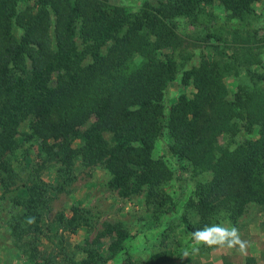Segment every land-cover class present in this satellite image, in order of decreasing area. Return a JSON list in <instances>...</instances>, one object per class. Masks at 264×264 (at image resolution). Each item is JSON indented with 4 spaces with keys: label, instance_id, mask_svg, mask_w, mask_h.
Listing matches in <instances>:
<instances>
[{
    "label": "trees",
    "instance_id": "16d2710c",
    "mask_svg": "<svg viewBox=\"0 0 264 264\" xmlns=\"http://www.w3.org/2000/svg\"><path fill=\"white\" fill-rule=\"evenodd\" d=\"M253 2L144 0L133 12L112 0H0L3 186L14 183L10 157L22 143H36L40 157L13 197L18 212L9 223L30 264H61L39 257L48 195L37 168L51 162L59 165V190L77 162L100 165L118 197L142 195L154 230L191 186L179 217L190 239L206 224L236 223L249 204L264 206V74L255 69L263 64L264 26ZM213 7L225 13L220 28L230 39L219 35ZM179 73L183 92L165 103ZM159 141L165 158L177 160L176 176L154 156ZM68 214L57 222L73 234L81 215L77 206ZM128 238L124 223H105L84 259L62 264H102L104 241L114 258Z\"/></svg>",
    "mask_w": 264,
    "mask_h": 264
},
{
    "label": "rangeland",
    "instance_id": "374dc122",
    "mask_svg": "<svg viewBox=\"0 0 264 264\" xmlns=\"http://www.w3.org/2000/svg\"><path fill=\"white\" fill-rule=\"evenodd\" d=\"M143 1L112 0L114 4L126 6L133 12ZM252 7L258 15V26H264V0H254ZM211 12L217 15L214 21L220 29L218 32L223 31L219 35L230 39L228 32L220 28L221 23L227 21L225 13L220 7L211 8ZM16 33L20 34V32ZM261 33L263 32L259 35ZM261 51L263 64L255 69L264 74V49ZM198 60V57L191 60L185 69L196 65ZM180 75L181 73L177 74L176 83L166 91L165 103L172 102L183 92L179 84ZM226 83L229 93L232 94L235 91L234 80L230 77L226 78ZM193 92L192 88L186 90L189 97ZM27 130V124L24 122L19 128V133L22 134ZM166 136H163V139L169 142ZM154 156L165 160L176 176L174 164L177 160L165 158L162 141L156 143ZM10 162L15 176L11 180L14 183L8 189L1 183L4 175L0 173V264H30L17 249L10 233L9 223L11 217L18 212L13 206V197L18 194L22 185L27 184L30 172L40 163L37 144L22 143L10 157ZM58 168L59 165L53 162L37 168L42 181L47 185L48 195L47 210L44 215L45 231L40 244V260H48L55 256L61 264L67 258L79 262L85 257L84 249L103 229L105 223L122 222L129 234L124 251L110 258L109 253L105 251L109 240L104 241L105 245L101 250L102 264H123L127 259L132 264H264V206L249 204L236 223L230 224L226 221L220 223L225 227L236 226L239 229L241 238L249 242L244 253L235 249L212 250L201 247L199 253L184 257L185 250L191 251V239L190 235L184 232L179 217L185 212L184 204L191 195V186L179 204L177 213L166 217L160 228L154 230L151 228L153 218L146 210L142 195H134L128 199L118 197L114 191L107 188L108 175L100 165L83 166L77 162L70 179L60 190L62 181L57 177ZM176 189V185L169 189L173 197L176 195ZM72 206H77L81 215L79 219L81 225L73 234L57 222L58 216L63 212L68 214ZM69 218H71L70 213L67 215V219ZM87 223L93 229L87 230ZM157 254H161L162 257L155 263L151 262L150 256Z\"/></svg>",
    "mask_w": 264,
    "mask_h": 264
},
{
    "label": "clouds",
    "instance_id": "9594fccd",
    "mask_svg": "<svg viewBox=\"0 0 264 264\" xmlns=\"http://www.w3.org/2000/svg\"><path fill=\"white\" fill-rule=\"evenodd\" d=\"M248 243L247 240L241 238L239 229L236 226L225 227L218 223L206 224L191 234V251L185 250L183 255L188 257L191 254H197L201 247L212 250L235 249L244 253Z\"/></svg>",
    "mask_w": 264,
    "mask_h": 264
}]
</instances>
